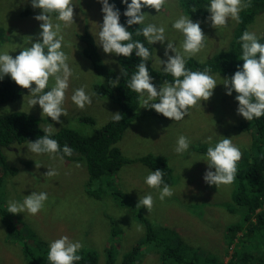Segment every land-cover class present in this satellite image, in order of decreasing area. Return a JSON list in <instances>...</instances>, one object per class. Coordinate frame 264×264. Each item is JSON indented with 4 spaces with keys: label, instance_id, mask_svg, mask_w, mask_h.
<instances>
[{
    "label": "rangeland",
    "instance_id": "1",
    "mask_svg": "<svg viewBox=\"0 0 264 264\" xmlns=\"http://www.w3.org/2000/svg\"><path fill=\"white\" fill-rule=\"evenodd\" d=\"M183 1L163 0L158 11L151 7L142 8L145 12L143 24L164 26L166 40H171L178 50L183 37L171 28V21L180 15H188L185 11L188 0L184 3ZM206 1L208 0H204V4ZM245 1L242 0L243 5ZM72 3L74 22L67 27L58 22L61 23L60 34L63 37L62 50L67 55V63L72 69L62 105L67 115L60 117L62 125L51 120L43 124V127L49 130L70 127L85 135H93L95 127L100 128L108 123L112 113L119 110V106L95 93V85L103 79L94 72L90 61L81 55L82 44L77 37L85 31L95 36L99 23L102 22L101 5L98 0H72ZM23 5L30 13H25ZM202 10L207 17L209 14L206 5H203ZM242 11L243 7L239 12L238 22L229 19L225 26H218L216 29L211 27L210 22H205L206 17L200 19V27L207 36L203 40L204 46L189 58L205 62L215 57L218 51L215 52L216 47L225 46L234 32L239 30ZM39 12L40 9H33L28 0H0V50H8L10 55L15 57L20 51L19 47H28L32 39H38L40 22L33 17ZM192 20L196 21L194 18ZM247 31L255 33L258 38L264 34V12L257 15L247 26ZM6 45L7 49L4 47ZM153 46L155 53L152 67L162 70L159 59H166L163 46L159 42ZM13 49L16 50L12 51ZM99 52L107 65L115 67L116 55L106 54L100 47ZM212 76L217 83H222L219 74ZM4 79L10 78L5 75ZM152 82L159 86L164 81ZM51 83L50 77L49 85ZM81 86L90 95L91 103L77 108L70 97L74 89ZM27 94L28 92L25 95ZM25 95L24 103L22 97L18 101L1 104L0 112L26 111L41 116L38 105L29 109ZM235 95V92L231 96L225 95L224 86L219 84L207 101L189 107L185 117L179 121L156 113L138 118L118 144L128 162L119 173L106 179L104 184L110 182V188L107 189L100 183L92 188V177L84 159L69 162L55 154L32 153L27 149L28 142L5 150L10 167L17 168L18 173L6 175L5 186L0 193L1 208L7 209L9 200L22 202L23 195H29L33 191L46 192L47 199L43 208L34 215L27 212L15 214L18 222L14 224L22 232L21 240L14 235L8 237L3 220H0V264H33L27 254H34L37 264H48V241L61 235L71 240H79L82 245L79 252H96L97 264H109V250H112L111 255H114L113 264H125L124 255L146 238V228L138 221L142 220L141 217L150 220L154 225V235L157 236L158 229L161 236L177 235L176 237L199 249L204 256L211 253V258L218 261L222 257L227 263L239 244L237 240L232 249H226L227 242L222 237L224 228L228 224L243 220L241 214H230L233 184H221L218 188L206 184L202 176L207 165L204 161H195L197 157L202 158L203 154L190 153V147L205 141L208 136L212 137V143L225 136L231 137L232 143L240 148L241 153L250 148L252 132L246 133L239 128V124L247 120L235 111ZM140 110L146 109L140 104ZM83 116L95 119V127L89 123L84 124L81 120ZM180 135L187 137L191 144L188 151L178 154L174 148ZM151 155L160 157L161 161L163 159L173 172V186H169L172 195L163 200L158 198L159 188H150L144 183L148 172L144 164L146 157ZM30 160L36 161L34 166L26 165ZM47 168H54L56 174L43 176ZM3 173L4 169L0 167V176ZM99 189L104 190L100 199L88 194L99 193ZM149 193L153 201L148 212L146 208L136 205L139 196ZM239 236H242V233L236 237ZM155 242L156 240L152 244ZM26 245L28 250H22ZM244 251L246 252L245 248ZM139 252L137 254H142L140 264H160L159 252L151 250L150 245L142 247Z\"/></svg>",
    "mask_w": 264,
    "mask_h": 264
},
{
    "label": "clouds",
    "instance_id": "2",
    "mask_svg": "<svg viewBox=\"0 0 264 264\" xmlns=\"http://www.w3.org/2000/svg\"><path fill=\"white\" fill-rule=\"evenodd\" d=\"M28 2L33 9H40V12L33 17L40 22L39 38L32 39L28 47H19L20 51L15 57L10 55L8 50H0V81L7 75L16 85L28 89V94L24 95L27 96L29 109L38 105L41 109V117L47 116L62 125L63 121L60 117L67 115L62 105L72 69L67 63V55L62 50L61 23L58 22H62L64 27L74 22L73 3L72 0H28ZM98 2L101 4L102 22L99 23L98 32L93 36L94 43L106 54L123 57L134 54L139 58L135 71L126 83L129 90L142 97L141 107L154 110L157 114H162L173 121H179L185 117L189 107L207 101L213 95L215 87L222 84L225 95L231 96L233 92L236 93L234 100L237 102L235 111L238 115L247 121L264 116V42H261L255 33L249 31L241 33L238 37L241 49L239 60L243 63L238 64L230 76L221 77L220 74L222 83H217V80L209 74L207 67L203 71H192L185 67L187 58L204 46L203 40L207 35L200 27L201 21H193L188 15H180L171 21V28L183 37L179 42L178 50L171 40H166L164 26L148 23L136 28L135 31L128 30L132 25L144 23L145 12L142 8L151 7L158 11L163 0H120V3L125 5L123 16L126 20L123 24L120 23L121 12L115 3H109V0H98ZM242 7V0H208L206 10L209 15L205 18V22H210L211 27L215 29L218 26H225L229 19L238 22ZM23 8L27 9L25 5ZM133 32L142 35L148 44L159 42L163 46V55L166 59L159 57V63L162 65V71L173 77L171 83L164 81L157 86L152 82L153 77L149 74L145 63L149 57V49L140 40L132 39ZM4 47L7 49L8 46ZM121 74L125 75L122 69ZM50 77L51 85H49ZM118 80L119 77L109 80V83L116 86ZM24 99L25 97L23 103ZM70 99L77 108H83L91 103V97L83 86L74 89ZM111 119L120 121L121 113L118 111L112 113ZM42 131L44 133L42 136L28 142L26 145L28 151L36 154L60 155L62 152L65 156L71 155L72 149L69 145H59L57 140L49 135L48 128H43ZM222 137L215 143H212L211 136L206 137L204 141L207 144L206 151L202 158L195 159L206 163L207 168L202 179L206 184L215 185L216 188L233 181L237 172V162L241 158V150L232 143L231 137ZM189 144L190 140L180 135L176 139L174 151L178 154L184 153L188 151ZM55 174L54 168H47L42 175ZM146 174L144 183L150 188H159L160 200L172 195L169 186L173 184L163 182L162 170H149ZM46 199V192L33 191L29 195H23L22 202L9 200L7 212L12 214L27 212L34 215L43 208ZM152 201V195L145 194L139 196L136 206H142L149 212ZM263 206H260L256 213L264 212ZM233 209L235 212L231 213ZM230 211V214L242 215L241 207L233 198ZM252 220L255 221V217ZM13 221L18 222L17 218ZM246 225H249V222H246ZM81 247L79 240H71L61 235L48 241L46 260L48 264H74L80 260L78 252ZM200 256L207 257L203 254ZM217 262L226 264L222 257Z\"/></svg>",
    "mask_w": 264,
    "mask_h": 264
},
{
    "label": "trees",
    "instance_id": "3",
    "mask_svg": "<svg viewBox=\"0 0 264 264\" xmlns=\"http://www.w3.org/2000/svg\"><path fill=\"white\" fill-rule=\"evenodd\" d=\"M109 3H115L120 10V23L123 24L126 20V17L123 16L125 5H122L120 0H109ZM204 3L203 0H188L185 11H187L191 19L202 20L206 17L205 12L202 10L203 5H207L208 2ZM263 12L264 0H246L243 5V11L240 13V17H242L240 28L237 32H234L228 43L225 46L216 47L215 52L218 50L216 56L205 62L187 58L185 67L192 71H203L207 67L210 75L221 74L222 76H230L236 70V66L243 63L242 60H239L241 49L238 37L242 32L247 31V26L253 22L257 15ZM25 13H30V10L26 9ZM143 26L144 24L132 25L128 30L135 31L136 28ZM93 36L87 31L78 34L77 37L82 44L81 51L83 53L81 55H84L90 61L94 72L103 79V81L95 85V93L101 98H108L116 103L119 106L118 112L121 113L122 119L120 121L111 119L102 127L96 128L95 119L83 116L81 120L84 124L89 123L95 127L93 135H85L78 129L70 127L49 130V135L57 140L59 145L67 144L72 149L71 155L65 156L61 152L60 155L55 154L57 157L69 162L84 159V164H86L92 177V188H95L96 184L100 183L103 188L107 189L110 188V182L104 184L106 179L114 176L115 173H119L128 162L118 145L125 132L138 118H144L156 112L151 109L140 110L141 97L127 88L126 81L130 78L132 72L135 71V65L139 63V58L134 54L130 57L117 56L115 67L109 66L104 62L98 45L94 43ZM1 38L0 36V40ZM132 39L140 40L149 49V57L145 63L153 80L171 83L173 77L170 74L152 67L155 53L154 46L148 44L142 35H136L135 32H133ZM258 39L264 42V34ZM121 69L125 75L121 74ZM117 77H119L117 85L112 86L109 80ZM27 92L28 89L16 85L11 79H3L0 81V105L18 101ZM158 115L163 116L162 114ZM49 121H51V118H43L26 111L0 112V167L4 169L3 175L0 176V193L5 186L7 173L9 175L18 173L17 168L10 167L5 150H9L15 145L34 141L39 136H42L44 134L42 131L44 128L43 124ZM239 128L246 133L252 132V145L247 151L241 153V162H237V172L232 181L234 189L232 198L241 207L243 220L239 223L228 224L224 228L225 231H223L222 237L227 242L226 249H230L237 240V244H239L228 264H264V212L256 213V210L264 205V116L254 118L251 121L241 122ZM206 148L207 144L202 141L198 144H193L190 147V153L203 154ZM34 162L36 161L30 160L26 165L34 166ZM144 165H146L145 169L147 171L162 170L163 182L166 184L173 183V172L163 159L161 161L160 157L148 156ZM99 190V193L92 192L88 194L91 197L100 199L104 190ZM234 212L235 209L231 210V213ZM0 215V220H3L7 236L14 235L21 240L22 232L17 229L18 227L13 221L15 214L8 213L7 209L1 208L0 204ZM253 217H255V221H251ZM141 219L138 221L146 228V238L139 241L131 252L124 255L123 263L136 264L138 262L137 264H140L142 254L137 253L142 247L150 245L151 250L159 252L160 264H225L224 262H217L215 258H211V253L206 258L200 256L202 253L199 249L188 245L185 240L176 237L177 235L161 236L159 235V229L157 236L154 235V225L150 220L144 217H141ZM246 222H249V225H246ZM239 232H242V236L237 238L236 236ZM155 240V244H152ZM24 250H28V247L25 246ZM78 254L80 255V260L74 262V264L98 263L96 252L86 253L83 251L78 252ZM107 254H109L107 263L113 264L114 255H111L113 254L112 250H109ZM26 256L32 259L33 264H37V257L34 254H27Z\"/></svg>",
    "mask_w": 264,
    "mask_h": 264
},
{
    "label": "bare ground",
    "instance_id": "4",
    "mask_svg": "<svg viewBox=\"0 0 264 264\" xmlns=\"http://www.w3.org/2000/svg\"><path fill=\"white\" fill-rule=\"evenodd\" d=\"M204 1V0H203ZM208 2V1H207Z\"/></svg>",
    "mask_w": 264,
    "mask_h": 264
}]
</instances>
